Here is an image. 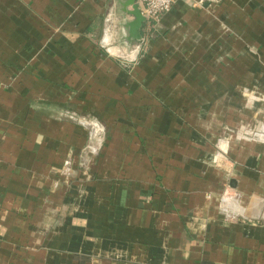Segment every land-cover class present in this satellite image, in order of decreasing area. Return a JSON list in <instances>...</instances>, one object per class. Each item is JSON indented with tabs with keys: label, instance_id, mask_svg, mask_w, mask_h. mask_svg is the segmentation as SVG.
<instances>
[{
	"label": "crops",
	"instance_id": "0c3cea01",
	"mask_svg": "<svg viewBox=\"0 0 264 264\" xmlns=\"http://www.w3.org/2000/svg\"><path fill=\"white\" fill-rule=\"evenodd\" d=\"M131 2L0 0V264H264V0Z\"/></svg>",
	"mask_w": 264,
	"mask_h": 264
},
{
	"label": "built area",
	"instance_id": "2783aa9c",
	"mask_svg": "<svg viewBox=\"0 0 264 264\" xmlns=\"http://www.w3.org/2000/svg\"><path fill=\"white\" fill-rule=\"evenodd\" d=\"M179 1L181 0H136V5L144 21L151 27H155Z\"/></svg>",
	"mask_w": 264,
	"mask_h": 264
},
{
	"label": "water",
	"instance_id": "95a60500",
	"mask_svg": "<svg viewBox=\"0 0 264 264\" xmlns=\"http://www.w3.org/2000/svg\"><path fill=\"white\" fill-rule=\"evenodd\" d=\"M132 7H133V14L135 15V17H136V20H137V22H136V24H140V22H143V17L141 16V14H140V12H139V10H138V8H137V5H136V3H135V0H132Z\"/></svg>",
	"mask_w": 264,
	"mask_h": 264
}]
</instances>
